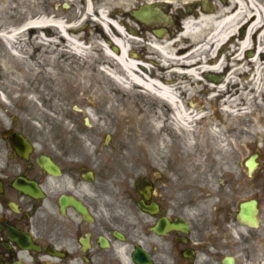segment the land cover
Here are the masks:
<instances>
[{
  "label": "flooded vegetation",
  "instance_id": "af4514ba",
  "mask_svg": "<svg viewBox=\"0 0 264 264\" xmlns=\"http://www.w3.org/2000/svg\"><path fill=\"white\" fill-rule=\"evenodd\" d=\"M87 1L37 0V12L20 22L46 18L47 25L33 32L58 38L61 44L51 21L89 27L80 19ZM214 4L208 14L219 13ZM200 5L175 12L169 6V15L163 16L164 7L138 2L127 13L142 26L141 38L151 44L148 35L172 40L179 36L189 14L207 12ZM247 27L238 25L239 40ZM188 42L180 55L197 51V60L213 61L198 70L196 81L181 79L194 94L175 92L178 106L192 110L195 117L191 141L186 136L182 146L171 141L169 199L150 177L120 184L123 192L111 188L107 171L86 154L76 157L59 144L38 140L16 116L5 128L0 123V264H264V70L258 90L248 65L237 71L236 86L217 93L211 85L225 80L236 46L229 50L220 45L206 54L204 41ZM136 52L150 64L145 48ZM255 55L252 40L241 58ZM258 58L264 60V50ZM219 61L223 64L216 69ZM170 77L177 80L176 74ZM229 96L236 99L233 104ZM14 106L11 96L0 94V107ZM216 140L222 148L215 146ZM239 148L246 159L243 166L235 165ZM231 157L234 166H225ZM161 177L155 172L156 180ZM142 180L151 183L149 199L137 191ZM141 203L152 205L153 212L143 210Z\"/></svg>",
  "mask_w": 264,
  "mask_h": 264
},
{
  "label": "rangeland",
  "instance_id": "374dc122",
  "mask_svg": "<svg viewBox=\"0 0 264 264\" xmlns=\"http://www.w3.org/2000/svg\"><path fill=\"white\" fill-rule=\"evenodd\" d=\"M91 1L93 11L86 22L98 34V29L102 32L98 22L100 10H104L109 19L118 21L123 18V12L135 6L133 0ZM228 1L173 0L170 4L169 0H157L156 4L165 8V15H169V6L175 12L177 8L198 7L200 4L205 6L208 14L213 3L220 9L226 7ZM37 7V0L28 3L25 0H0V94L11 96L15 102L14 107L6 110L0 107L1 128L9 126L16 116L29 134L38 136V140L59 144L64 152L76 157L81 153L90 157L95 166L107 171L111 188L123 192L118 189L120 184H133L143 177H150L163 197L169 199L171 141L182 146L185 136L181 130L178 133L173 129L169 106L159 98L153 100L144 93L136 94L137 89L119 85L104 72L107 62L113 64L103 54L104 45L108 46L105 40H98L94 45L92 40H86L88 50L80 56L74 52L55 53L54 45H39L38 49L36 40L28 35L23 37V43L18 39L7 45L1 34L20 27V21L28 13L37 12ZM128 20L139 32L142 26L130 18ZM87 29L78 26L77 33H84ZM137 36V47L152 53L150 69L155 70L159 64L155 59L156 51L140 34ZM161 111L166 114L163 119L158 118ZM107 135L111 139L106 143ZM242 150L238 149L236 166H243L246 160ZM226 160L230 163L225 166H234L231 164L234 158ZM155 172L161 173V179L154 178ZM132 197L136 198L135 195ZM204 209L207 211L209 206Z\"/></svg>",
  "mask_w": 264,
  "mask_h": 264
},
{
  "label": "bare ground",
  "instance_id": "6f19581e",
  "mask_svg": "<svg viewBox=\"0 0 264 264\" xmlns=\"http://www.w3.org/2000/svg\"><path fill=\"white\" fill-rule=\"evenodd\" d=\"M138 2L146 1L133 0L134 5H137ZM257 2L256 0H229L226 7L220 8L218 14L203 13L198 17H189L184 22L181 34L173 40L169 39L168 36L158 38L148 35L147 40L152 44V47L155 48L158 54L161 53L160 57L163 65L156 64L155 70L150 69V64H145V58H142L139 53L134 52V46L132 45L139 41L137 37L139 32L136 26L129 22L127 12H123V18L115 21L109 19L104 10H100L98 12L100 16L99 23L102 26V32L98 29L100 34L97 33V30L94 31L92 26H89L84 33L74 34L71 31L78 30V27L74 24L66 27L61 20L51 21L52 25L56 27L57 35L60 34L59 39L63 40L64 45L58 43V38L50 40L39 32H33V30L36 31L47 25L48 20L43 17L24 23L18 28H12L8 34L1 35L7 45H12L18 39L23 43L25 40L23 37L28 35V38L36 40L38 49L39 45H54V52H60L62 55L63 53L72 54V51L77 52L79 55L87 52L88 48L82 45L81 42L84 39L92 40V45L97 44L98 40H105L108 46L104 45L102 51L107 58L113 61V64L107 62L104 72L119 85L127 89H137L138 92L136 94L140 93L143 95L144 93L153 97V100L156 97L166 106L170 105V110L173 113L171 116L173 123L171 125L181 123L186 129L184 134L187 137V141H191L193 130L190 125L194 120L195 114L192 110L182 107L180 104L178 106L175 92H180L187 96L194 94L195 89L189 87L181 79L191 78L196 81L198 70L207 68V64L213 60L203 61L205 58L197 60V51L180 55V52L188 46L185 45V41L188 42L190 40L191 45L199 40L204 41V46L209 47L206 54L214 53L215 49L220 45L229 46V50L236 46V49L234 48V51L230 52L229 61L231 62V68L225 80L222 84L211 85L215 92L224 94L225 87L236 86L237 71H242L248 65L254 69L251 81L252 86L257 90L260 89L263 81L264 60L259 59L258 56L264 50V8H262L264 4H258ZM146 3L155 4L157 0H149ZM169 3L173 4V0H169ZM92 11L93 3L87 1L82 21H86L89 13H92ZM111 15L114 14L111 13ZM243 23L248 24L247 33L242 40H239L236 30L238 25ZM252 40L256 43V55L252 59L241 58L243 52L250 48ZM203 53L204 51L200 55H203ZM151 54V52H148L149 56H147L150 62ZM222 64L223 61H219L215 68L219 69ZM52 65L50 67L55 69V66ZM50 69L48 68L51 73ZM173 74H176L177 80L170 79V76ZM228 99L230 104H233L236 100L232 96H229ZM160 114L158 116L160 119L166 116L165 112L161 111ZM179 129L181 130V128ZM216 133L219 134L218 132ZM185 145L189 147L190 142L185 143ZM215 146L222 148L217 140ZM218 148L217 150H219Z\"/></svg>",
  "mask_w": 264,
  "mask_h": 264
},
{
  "label": "water",
  "instance_id": "95a60500",
  "mask_svg": "<svg viewBox=\"0 0 264 264\" xmlns=\"http://www.w3.org/2000/svg\"><path fill=\"white\" fill-rule=\"evenodd\" d=\"M134 16L138 19H141V14L140 13H135ZM15 138V136L13 137ZM12 138V139H13ZM247 165L249 166V162H247ZM151 189V183L148 181V180H143V181H140L138 184H137V191L146 199H149L150 196L148 194L149 190ZM140 207L145 210V211H148V212H153L152 211V205H145L144 203H141L140 204Z\"/></svg>",
  "mask_w": 264,
  "mask_h": 264
}]
</instances>
